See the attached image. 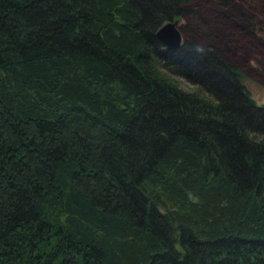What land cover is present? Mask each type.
Here are the masks:
<instances>
[{
    "label": "trees",
    "instance_id": "trees-1",
    "mask_svg": "<svg viewBox=\"0 0 264 264\" xmlns=\"http://www.w3.org/2000/svg\"><path fill=\"white\" fill-rule=\"evenodd\" d=\"M248 17L264 0H0V264H264V103L223 48Z\"/></svg>",
    "mask_w": 264,
    "mask_h": 264
},
{
    "label": "rangeland",
    "instance_id": "rangeland-1",
    "mask_svg": "<svg viewBox=\"0 0 264 264\" xmlns=\"http://www.w3.org/2000/svg\"><path fill=\"white\" fill-rule=\"evenodd\" d=\"M213 13L220 23L224 24L228 12L223 10ZM233 28L244 30V37L234 39ZM251 29L253 35H247L246 32ZM223 35L226 36L223 48L234 57L236 63L247 75L245 83L248 90L258 103H264V22L261 19L255 21L252 18H249V21L248 19L234 20L232 24L226 26ZM175 78L182 90L186 92L195 91L196 86L194 84L182 77L176 76Z\"/></svg>",
    "mask_w": 264,
    "mask_h": 264
},
{
    "label": "water",
    "instance_id": "water-1",
    "mask_svg": "<svg viewBox=\"0 0 264 264\" xmlns=\"http://www.w3.org/2000/svg\"><path fill=\"white\" fill-rule=\"evenodd\" d=\"M178 21L167 22L157 31L156 36L167 48H175L181 44L182 36Z\"/></svg>",
    "mask_w": 264,
    "mask_h": 264
},
{
    "label": "bare ground",
    "instance_id": "bare-ground-1",
    "mask_svg": "<svg viewBox=\"0 0 264 264\" xmlns=\"http://www.w3.org/2000/svg\"><path fill=\"white\" fill-rule=\"evenodd\" d=\"M165 46V45H164ZM166 47V46H165ZM179 47V46H178ZM167 48V47H166ZM175 48H177V47H175ZM175 48H167V49H175Z\"/></svg>",
    "mask_w": 264,
    "mask_h": 264
}]
</instances>
